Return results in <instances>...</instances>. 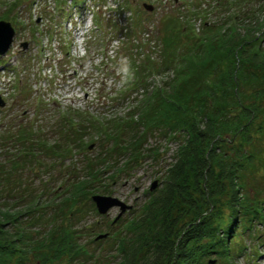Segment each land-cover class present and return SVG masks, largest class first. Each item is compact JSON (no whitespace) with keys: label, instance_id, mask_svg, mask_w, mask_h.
<instances>
[{"label":"rangeland","instance_id":"rangeland-1","mask_svg":"<svg viewBox=\"0 0 264 264\" xmlns=\"http://www.w3.org/2000/svg\"><path fill=\"white\" fill-rule=\"evenodd\" d=\"M68 1L0 0L14 30L0 54V211L22 212L9 228L46 236L44 264L145 263L146 206L166 193L191 121L212 118L217 159L242 158L241 196L263 209L238 224L229 259L204 261L264 264V0H90L89 29L69 24ZM193 170L168 210L181 223L195 211L184 197L199 198ZM94 195L131 208L116 220Z\"/></svg>","mask_w":264,"mask_h":264},{"label":"trees","instance_id":"trees-1","mask_svg":"<svg viewBox=\"0 0 264 264\" xmlns=\"http://www.w3.org/2000/svg\"><path fill=\"white\" fill-rule=\"evenodd\" d=\"M230 46L225 45V51L231 56L236 47L233 44ZM225 61L231 63L230 59ZM176 108H180L179 105ZM246 114L251 115L250 112ZM238 129L241 132L243 125ZM188 134L190 137L179 150L178 158L171 167L173 170L169 169L168 176L172 178L164 180L168 187L166 193L150 199L139 223L147 220V225L152 227V222L158 221L157 216L166 212L158 221L156 230L149 227L144 232L145 246L152 247L153 251L143 264H208L204 258L211 254L229 259V239L234 237L243 217L247 214L261 216L263 207L258 203L253 206L241 196L243 184L239 181L245 165L241 162L242 158L239 157L241 161L239 158L229 161L230 154L223 153L221 159H217L215 150L220 146L221 131L217 130L215 120L209 118L202 125L191 121ZM246 156L250 158L251 153ZM187 166L189 170L194 168L193 186L199 198L191 195L184 197L187 211H195L188 221L181 223L168 210L173 204L175 192L179 190L182 194L180 190ZM224 195L227 198L223 199ZM21 214V210L15 213L0 211V264H14L13 261L16 264H35L30 258L32 254H36L37 264H44L47 254L39 243L46 236L38 239L9 228V224L17 222ZM146 234L149 236L146 237ZM60 238L56 236L57 251L60 249L57 243L62 241Z\"/></svg>","mask_w":264,"mask_h":264},{"label":"water","instance_id":"water-1","mask_svg":"<svg viewBox=\"0 0 264 264\" xmlns=\"http://www.w3.org/2000/svg\"><path fill=\"white\" fill-rule=\"evenodd\" d=\"M152 6H149L151 9ZM14 37V30L9 22L0 21V54H4L5 51L9 48L12 43V39ZM25 46V44H23ZM4 102L0 99V105H3ZM156 186V182L152 184V187ZM93 201L95 202L97 211L101 214L106 213L110 208L119 207V213L116 220L121 216V214L126 210L131 208V206L126 205L122 201L118 200L117 198L111 196H103V195H94L92 197ZM105 236V235H103ZM102 235L99 236L103 237Z\"/></svg>","mask_w":264,"mask_h":264},{"label":"built area","instance_id":"built-area-1","mask_svg":"<svg viewBox=\"0 0 264 264\" xmlns=\"http://www.w3.org/2000/svg\"><path fill=\"white\" fill-rule=\"evenodd\" d=\"M90 0H85L81 5H69L68 6V19L69 24L75 26L74 24H78V27L82 28H90L92 25V19L94 15V9L98 8V4L96 2L89 3ZM73 21V24L70 22Z\"/></svg>","mask_w":264,"mask_h":264},{"label":"bare ground","instance_id":"bare-ground-1","mask_svg":"<svg viewBox=\"0 0 264 264\" xmlns=\"http://www.w3.org/2000/svg\"><path fill=\"white\" fill-rule=\"evenodd\" d=\"M164 69H162L161 71H163Z\"/></svg>","mask_w":264,"mask_h":264}]
</instances>
